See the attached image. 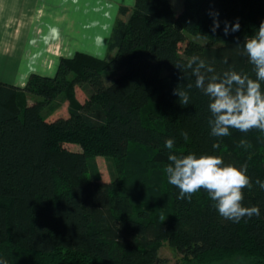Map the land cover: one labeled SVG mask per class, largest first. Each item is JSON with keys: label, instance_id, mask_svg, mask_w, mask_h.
<instances>
[{"label": "trees", "instance_id": "16d2710c", "mask_svg": "<svg viewBox=\"0 0 264 264\" xmlns=\"http://www.w3.org/2000/svg\"><path fill=\"white\" fill-rule=\"evenodd\" d=\"M210 10L221 21L215 33ZM237 19L240 30L226 36L223 22ZM262 21L264 0H184L178 13L171 0H135L119 7L105 57L77 52L60 60L55 76L33 74L24 87L0 81V255L10 264H167L159 251L168 242L193 264H264V190L254 183L264 180V132L213 137L209 97L186 68L200 56L216 74L232 67L255 79L237 42ZM204 28L207 44L190 38ZM178 87L189 104L173 94ZM58 97L69 101V117L51 119ZM242 139L252 145L247 151ZM138 149L135 177L102 179L98 156L126 163ZM170 153L246 165L254 186L243 203L260 215L225 220L203 189L179 199L165 171ZM163 183L168 213L148 205Z\"/></svg>", "mask_w": 264, "mask_h": 264}, {"label": "clouds", "instance_id": "9594fccd", "mask_svg": "<svg viewBox=\"0 0 264 264\" xmlns=\"http://www.w3.org/2000/svg\"><path fill=\"white\" fill-rule=\"evenodd\" d=\"M213 19L211 31L215 33L221 25L219 12L209 11ZM224 34L230 35L240 30L239 19L233 24L224 21ZM242 46V54L248 58V63L253 66L255 79L246 72H240L230 67L222 75L216 74L211 62L200 56L189 58L186 68L196 77L195 87L209 97L208 108L211 113L208 124L213 137H226L235 129L248 133L252 129L264 132V21H262L251 36H246L243 44L237 42V47ZM227 63V58L224 59ZM192 84L187 85L191 89ZM174 95L180 98L182 105L189 104L190 95L187 90L180 87L174 90ZM181 135L185 140L187 132ZM175 144L174 138L165 141L167 149L171 150ZM220 144L214 143L213 148L219 149ZM238 147L246 151L252 147L247 140H240ZM169 164L165 171L170 185L179 189V199L190 201L193 194L200 190L207 192L214 201V207L225 220L234 223L240 222L245 217L251 219L260 215V207L256 205L245 206L244 190L253 189L252 178L248 175L247 166L237 167L233 163H225L221 156L199 155L190 153L178 156L170 153L167 157ZM255 185L264 190V180L257 178ZM0 264H10V261L0 255Z\"/></svg>", "mask_w": 264, "mask_h": 264}, {"label": "crops", "instance_id": "0c3cea01", "mask_svg": "<svg viewBox=\"0 0 264 264\" xmlns=\"http://www.w3.org/2000/svg\"><path fill=\"white\" fill-rule=\"evenodd\" d=\"M134 1L0 0V81L24 87L33 74L55 76L60 60L77 52L101 58L119 7ZM69 41H91L84 45L97 50L69 49Z\"/></svg>", "mask_w": 264, "mask_h": 264}, {"label": "rangeland", "instance_id": "374dc122", "mask_svg": "<svg viewBox=\"0 0 264 264\" xmlns=\"http://www.w3.org/2000/svg\"><path fill=\"white\" fill-rule=\"evenodd\" d=\"M105 1V0H104ZM103 0H100V5L104 4ZM175 9V12L178 13L182 10L184 0H171ZM111 16V14H110ZM118 16V14H117ZM118 18V17H117ZM203 31V30H202ZM198 30L196 34H190V38L194 39L196 42H199L201 44H207L209 42V37L206 35L207 30L204 28V31ZM69 49L75 46L83 45V48L86 50L92 51L97 50V47H90L89 45L84 44H91V41H69ZM182 49L186 47V43L181 44ZM100 49V52L102 55H99L101 58L105 57L107 55L108 49L107 47H98ZM76 54V53H75ZM28 83V82H27ZM79 98L81 101H85L86 96H84L81 91L79 92ZM52 106L55 108L50 116L51 119H54L59 116L69 117V101L64 100L60 97L56 98V100L53 101ZM71 149L74 150H81L82 146L80 144L74 143L71 144ZM135 150V149H134ZM132 150L131 152V159L128 160V162H116L110 155L105 156H98L97 161L99 165V172L103 180L110 181L113 176H116V174L122 176L125 174H128V172H132V175H130V180L135 177V170L133 171V168H131L130 162L133 160L140 159V154H143L142 149H138L137 151ZM134 158V159H133ZM142 160V159H141ZM134 162V161H133ZM151 169L155 170L156 168L151 167ZM138 184H131L132 188H137ZM157 185V184H156ZM166 184H161L158 186V189L152 188V197L151 200L148 201V205L152 206L153 209L161 207L163 211L168 213V207H169V199L168 193L169 191L165 190ZM160 255L168 260L167 264H193V262H188L182 258L181 255H179L173 247L170 246L168 242H163L162 246L160 247L159 251Z\"/></svg>", "mask_w": 264, "mask_h": 264}]
</instances>
